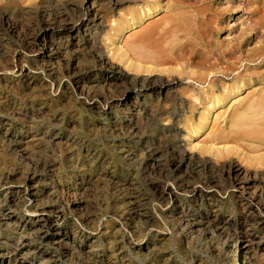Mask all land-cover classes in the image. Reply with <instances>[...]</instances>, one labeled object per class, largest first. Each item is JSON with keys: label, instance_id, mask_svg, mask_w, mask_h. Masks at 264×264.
<instances>
[{"label": "rangeland", "instance_id": "obj_1", "mask_svg": "<svg viewBox=\"0 0 264 264\" xmlns=\"http://www.w3.org/2000/svg\"><path fill=\"white\" fill-rule=\"evenodd\" d=\"M179 2L187 23L163 11L131 29L138 0H0V203L22 223L44 213L21 264H264V150L229 138L264 77L223 93L264 72V3ZM234 163L253 176L246 194ZM14 220L0 221L7 252Z\"/></svg>", "mask_w": 264, "mask_h": 264}, {"label": "bare ground", "instance_id": "obj_2", "mask_svg": "<svg viewBox=\"0 0 264 264\" xmlns=\"http://www.w3.org/2000/svg\"><path fill=\"white\" fill-rule=\"evenodd\" d=\"M112 0H109L111 2ZM139 2L144 3L145 5L138 9L136 12L134 11L132 13L133 17L135 18L131 24V29L137 28L139 24L144 22L145 20L151 19L161 12L165 11L164 18L165 20H168L171 24H177L176 22L178 20H183L185 23H187L189 20L187 17L191 15L186 9L180 6L179 0H171L168 2V4L164 6L158 5V2H161L162 0H138ZM204 1H217V0H204ZM261 3H264V0H260ZM88 6H84L82 8V12L84 14L93 12L96 10V3L94 1H89ZM87 12V13H86ZM92 23L95 21V16L93 19L90 20ZM260 25H264V18L258 19ZM198 25H210L212 23L211 19H202L199 18L195 22ZM159 26V22L152 23L148 26V31L151 33L153 32L156 27ZM70 31H75V26L68 27ZM179 29V28H177ZM178 31V30H177ZM248 39L245 38L244 41H247ZM54 43L49 44V51L50 53L53 51ZM185 49V46H182L178 48L179 54L178 58H180L181 54L183 53V50ZM49 53V54H50ZM254 66V65H252ZM254 69V68H253ZM250 68L243 70L242 72H239V74L236 76L234 83L229 87L227 92L225 90L223 93L226 96H229L231 93L234 95L239 94L241 92V89H243V85L238 86V81L240 78H243V83H249L253 84H260L261 79L264 77V72L262 73H255V72H249ZM229 94V95H228ZM251 95V94H250ZM264 100L261 99L258 100H251L248 98L244 103L241 104L240 109L243 111L242 117H238L235 120L232 121L233 129L230 132V139L234 142L239 140H244L249 143V146L251 149L255 152L263 151L264 150ZM219 101H217L212 108H217L219 106ZM200 134V130H198L195 133H190V138H194L195 136ZM252 160L256 161L260 165H264V155H258ZM230 173L233 175L234 179L238 183V186L242 189V193L246 194L247 191H249L254 186V180L253 176L250 173V171L246 170L245 168L241 167L239 164L234 163L230 166ZM251 194L254 195V192ZM13 201H8V203H0V208L2 209L0 212V221L1 220H14L17 215V211L14 209ZM134 204V203H131ZM138 207H129L128 212H130V217L140 218L143 216V214H140L142 212V209ZM143 213V212H142ZM43 212L40 210H36L33 212L34 219L32 220V223H22L20 220L15 219L12 224H7V227H12L13 231L19 232L17 234L18 239H13L11 244L6 247L7 250H4V248H0V264H21V260L26 255L24 254V250L31 247V245H28L27 239H29V236H35L40 232V228L38 225V220L43 217ZM222 226H219L218 228L223 229ZM27 232H30V234H27ZM238 235L239 233H235ZM242 234V233H241ZM57 237L53 239L54 242L59 241H67L68 245H71V249L75 252H80V247L75 245V241L71 239L69 234L67 233H61L58 232ZM72 243H70V242ZM13 247V249L11 248ZM88 249H85L84 251L88 252V254H92L95 252V248L92 246V244L86 245ZM145 249V252L151 253L154 251V249L147 246ZM247 249V244L244 242L240 245L239 248H236L235 254L238 255L239 252H243ZM94 257V256H93ZM7 260V261H6ZM48 264V261H44L42 258V263ZM37 264H41V262H37ZM34 260H29V262H24L23 264H36ZM235 264H238V261L235 262Z\"/></svg>", "mask_w": 264, "mask_h": 264}]
</instances>
